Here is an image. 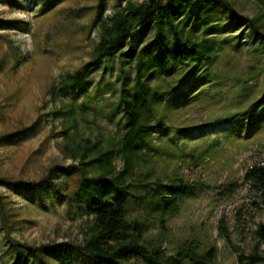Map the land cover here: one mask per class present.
<instances>
[{
    "label": "rangeland",
    "instance_id": "374dc122",
    "mask_svg": "<svg viewBox=\"0 0 264 264\" xmlns=\"http://www.w3.org/2000/svg\"><path fill=\"white\" fill-rule=\"evenodd\" d=\"M99 1L0 0V264H67L57 254L30 248L85 240L91 217L71 198L79 168L98 173L79 160L85 140L114 149L115 173L124 169L119 148L127 126L120 95L134 79L128 46L106 58L85 88L58 93L65 77L91 59L100 37ZM126 1L103 0L100 18ZM224 2L187 0L179 28L192 38L214 37L223 48L210 61L181 63L149 79L155 91L154 111L146 119L150 137L124 174L127 192L115 182L101 188L110 198H123L130 217L143 216V196L157 181L183 178L194 190L173 213L152 210L148 239L168 254L189 242L214 246V264H239L241 253L264 256L256 235L264 205L244 180L264 159V0ZM229 7L256 20L261 31L232 20ZM152 35V28L139 33L137 47ZM242 113L248 115L244 120L230 122ZM71 165L78 169L66 171Z\"/></svg>",
    "mask_w": 264,
    "mask_h": 264
},
{
    "label": "trees",
    "instance_id": "16d2710c",
    "mask_svg": "<svg viewBox=\"0 0 264 264\" xmlns=\"http://www.w3.org/2000/svg\"><path fill=\"white\" fill-rule=\"evenodd\" d=\"M198 1L206 6L225 4L224 0ZM186 2L127 0L122 9L100 18L103 0L99 1L95 22H99L100 37L94 45L91 59L65 77L58 93L66 95L71 89L85 88L90 75L106 58H114L128 46L134 62V79L132 86L123 87L120 95L127 126L119 148L124 169L115 173L112 160L114 149L85 140L78 148L79 160L83 164L92 163L98 173H90L87 166L79 168L80 180L71 198L85 205L91 217L87 236L81 243L63 241L31 247V253L52 252L64 258L67 264H71L72 259L79 264H134L137 259L146 264H214L217 254L214 246L202 249L189 242L179 247L175 254H168L161 244H154L147 237L152 210L162 208V214L175 212L181 198L194 190L191 183L181 177L174 178L170 184L157 181L156 187L143 196L148 211L143 216L133 217L129 216L128 205L123 198H110L107 190L101 188L104 183L115 182L119 190L127 192L124 174L134 168L142 145L150 137L151 128L146 119L154 111L155 91L149 79L155 74H170L181 63L210 61L223 48L222 43L214 37L192 38L183 33L177 19L183 13ZM229 10L232 20L250 26L255 32L261 31V24L256 20L239 14L233 7H229ZM149 28L153 29L152 37L137 47L138 34ZM247 116L246 113L236 114L230 118V122L238 123ZM75 169L78 167L71 165L65 170ZM244 180L255 189L260 202L258 205H264V159L246 171ZM50 185L57 195H64L55 183L51 182ZM229 190L234 192L235 188ZM2 210L3 196L0 193V213ZM161 221H164L163 218ZM256 235L264 242V222L259 224ZM263 260L264 256L257 251L238 256L239 264H260Z\"/></svg>",
    "mask_w": 264,
    "mask_h": 264
}]
</instances>
